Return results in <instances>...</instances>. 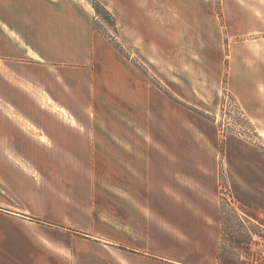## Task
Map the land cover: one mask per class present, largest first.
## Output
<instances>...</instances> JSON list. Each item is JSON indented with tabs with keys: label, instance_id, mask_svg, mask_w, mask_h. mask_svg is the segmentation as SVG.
I'll return each mask as SVG.
<instances>
[{
	"label": "crops",
	"instance_id": "crops-1",
	"mask_svg": "<svg viewBox=\"0 0 264 264\" xmlns=\"http://www.w3.org/2000/svg\"><path fill=\"white\" fill-rule=\"evenodd\" d=\"M93 2L113 17L130 58L95 28ZM217 8L210 0H0V154L31 161L0 168V264H217L216 151L179 145L178 99L193 106L197 98L190 85L179 98L185 72L176 64L161 86L132 62L155 66L177 55L178 42L190 56L194 43L207 51L218 27L224 40L264 29V0ZM258 67L239 60L226 83L255 123L264 120Z\"/></svg>",
	"mask_w": 264,
	"mask_h": 264
},
{
	"label": "rangeland",
	"instance_id": "rangeland-1",
	"mask_svg": "<svg viewBox=\"0 0 264 264\" xmlns=\"http://www.w3.org/2000/svg\"><path fill=\"white\" fill-rule=\"evenodd\" d=\"M210 2L214 3L220 11V0H210ZM96 15L99 22L98 26L103 28L109 36L112 35L110 20L101 11H98ZM217 29L219 30V34L216 36L217 40H213L208 43V46H205L208 49L207 51H203L199 46L196 47L197 43H194V49L197 53L190 56L191 54H187L185 43L178 42L177 55L171 59L163 57L160 59V61L162 60L161 63H153L155 66L150 64L149 60L144 57H133L132 62L140 70L149 74L155 83L161 86H163V83L171 81L165 74L166 67L170 63L176 64L179 71L184 70L185 73L179 72L177 74L179 98H181L180 93L183 94L181 88L190 85L197 99L193 106H187L178 99L179 145H210L214 147L219 165L217 186L214 185L216 187L218 216L221 204H224L226 209L229 202L235 203V207L239 205L247 210L254 211L262 221L258 224L250 221V225L253 224L254 231L258 233V236H254V240L259 247L253 248L251 253L253 256L248 258L253 259V262L254 260L263 261L264 120H261L260 123H255L241 107L240 99L233 95L226 83L230 66L233 70L234 67L238 66L239 60L245 65L256 62V65L259 66V71L262 68L264 69V29L251 36L231 37L230 40L223 39L225 34L223 28L218 27ZM120 45L123 53L130 58L128 50L122 43ZM239 51L244 55L247 53L248 55L254 54L255 57L252 56L250 59H245V56L238 58ZM173 80L174 78L172 77V82ZM245 98L247 101L254 99L248 95H245ZM201 100L204 101L205 106L202 105L203 102ZM261 101L264 106V96L261 97ZM186 119L194 127L193 131H191L194 139L184 136L186 131L184 127L187 126ZM201 121L204 123L203 128H201L202 126L198 127L196 124ZM182 122L184 126L181 125ZM227 139H232L233 141L230 146L231 155L229 154L228 157L225 149V141ZM44 156L47 157L48 155ZM13 159L20 164H30L31 162L24 154H0V168L14 169ZM240 159L245 163H241ZM246 161L253 163L255 168L250 170L249 166L251 165L248 166ZM229 163L236 165L239 172L245 175L252 184H247L239 179L234 171L230 168L227 169ZM209 186H212V184ZM212 187L211 189H214ZM221 187H223V190H221ZM220 230L219 224L218 237H220ZM215 246L218 249L219 239H216ZM225 250L230 252L226 255L227 257H230L231 251L234 252L228 244L225 245ZM257 263L259 261L254 262V264Z\"/></svg>",
	"mask_w": 264,
	"mask_h": 264
},
{
	"label": "trees",
	"instance_id": "trees-1",
	"mask_svg": "<svg viewBox=\"0 0 264 264\" xmlns=\"http://www.w3.org/2000/svg\"><path fill=\"white\" fill-rule=\"evenodd\" d=\"M93 7L96 13L101 11L110 20L113 34L109 36L103 28L98 26L99 22L97 20L94 22L95 28L121 54L125 55L117 39V30L113 17L97 2H93ZM221 190H223V187H221ZM227 204L228 207H226V209L224 204H221L219 211V224L221 230L219 246L216 253L217 264H254V262L257 261H259L257 264H264V260H254L253 262V259L251 260L248 258L249 256H253L251 254L253 248L259 247L258 243L254 240V236H258V233L254 231L253 224L250 225V221L258 224L262 222L261 219L254 211L247 210L239 205L235 207V203L232 202ZM227 244L234 250V252L231 251L230 257L226 256L230 253L225 250V245ZM258 255L260 256V254Z\"/></svg>",
	"mask_w": 264,
	"mask_h": 264
},
{
	"label": "bare ground",
	"instance_id": "bare-ground-1",
	"mask_svg": "<svg viewBox=\"0 0 264 264\" xmlns=\"http://www.w3.org/2000/svg\"><path fill=\"white\" fill-rule=\"evenodd\" d=\"M197 95V94H196ZM200 99V98H199ZM206 101V100H205Z\"/></svg>",
	"mask_w": 264,
	"mask_h": 264
}]
</instances>
